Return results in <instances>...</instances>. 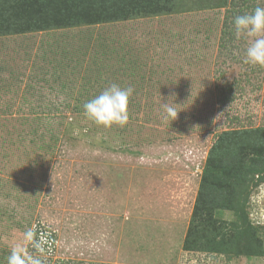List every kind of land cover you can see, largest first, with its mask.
I'll return each mask as SVG.
<instances>
[{
    "label": "rangeland",
    "instance_id": "obj_1",
    "mask_svg": "<svg viewBox=\"0 0 264 264\" xmlns=\"http://www.w3.org/2000/svg\"><path fill=\"white\" fill-rule=\"evenodd\" d=\"M151 1L159 14L0 37L2 264L13 250L25 264H264V68L243 62L225 8ZM112 84L134 92L129 123L106 129L83 106ZM214 147L210 219L194 205ZM238 210L241 242L227 237ZM39 224L55 241L32 253Z\"/></svg>",
    "mask_w": 264,
    "mask_h": 264
},
{
    "label": "trees",
    "instance_id": "obj_2",
    "mask_svg": "<svg viewBox=\"0 0 264 264\" xmlns=\"http://www.w3.org/2000/svg\"><path fill=\"white\" fill-rule=\"evenodd\" d=\"M175 2L176 0L167 3V6L170 4V8L164 5H162V7L168 9V13V11H172V5L175 4ZM26 3H18L5 9L1 8L0 37L11 35L20 36L28 33L46 32L52 29L57 30L80 25L113 23L120 20H126L133 14L139 13L145 9L147 12L146 14L157 15L159 14V7H161L151 0H28ZM37 3L40 5H37L35 9L27 11V7L34 6ZM183 3H185V7H183L186 9L190 4L194 7L199 5L200 7L225 8L223 28L229 27L231 20L233 21L236 16H239L241 10L240 8H237V3L234 0H185ZM36 111H38V109H36ZM76 111L79 112L80 110L76 109ZM38 117L35 118V120H37ZM216 154L217 147H214L211 149L205 167L203 168L201 183L194 205L195 215L199 214L201 210L203 211V214L209 216L210 219L211 209L207 207L204 208V196L205 191L208 190L207 180L211 176V169H215L216 166L219 165ZM228 167H232L231 164H228ZM229 169L231 171L233 170L231 168ZM239 213L241 214V217L238 215ZM236 215L238 220L240 219V224H231L228 232L229 236L227 237L230 240L241 242V222L246 220V216H244L239 210L236 212ZM205 222L211 225L210 220ZM31 235L33 241L31 242L30 252L32 253H38V250L40 249L38 243H40V246L44 247V249H48V245H52L55 241V237L52 236V233L45 228L43 229L41 225L37 226ZM191 237L193 238L194 234L192 235V232H189L184 239V247L187 249H190L189 247L192 244ZM261 251H264V249L261 248ZM199 252L204 251L201 250ZM209 253L206 252V254ZM255 256L258 257L259 255ZM1 260H4L3 256L0 259V264H2ZM42 261L43 260H40L41 264Z\"/></svg>",
    "mask_w": 264,
    "mask_h": 264
},
{
    "label": "clouds",
    "instance_id": "obj_3",
    "mask_svg": "<svg viewBox=\"0 0 264 264\" xmlns=\"http://www.w3.org/2000/svg\"><path fill=\"white\" fill-rule=\"evenodd\" d=\"M234 27L236 38L247 42L243 62L264 68V7H256L252 13L236 16ZM133 92L134 89L131 86L122 89L119 85L112 84L84 104V114L97 126L106 129H111L113 126L123 128L129 123V103ZM164 109L167 117L172 121L178 118L179 112L174 105L164 104ZM8 261L9 264H25L18 250H13ZM31 264H41V262L33 259Z\"/></svg>",
    "mask_w": 264,
    "mask_h": 264
}]
</instances>
